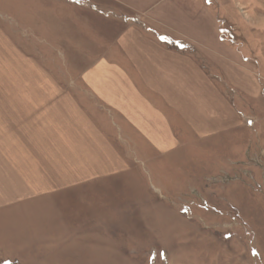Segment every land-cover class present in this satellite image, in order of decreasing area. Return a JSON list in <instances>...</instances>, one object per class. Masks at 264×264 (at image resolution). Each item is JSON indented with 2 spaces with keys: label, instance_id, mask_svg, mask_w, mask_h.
Returning a JSON list of instances; mask_svg holds the SVG:
<instances>
[{
  "label": "crops",
  "instance_id": "crops-1",
  "mask_svg": "<svg viewBox=\"0 0 264 264\" xmlns=\"http://www.w3.org/2000/svg\"><path fill=\"white\" fill-rule=\"evenodd\" d=\"M70 2L64 5L66 15H50L55 27L47 28L43 19L33 20V27L19 22L34 34L53 32L63 49L91 51L92 60L77 77L80 88L44 91L49 100L36 111L29 100H18L0 112V178L7 179L0 211L23 209V226L33 227L23 231V248L63 240L79 251V238L93 242L96 234L101 241L122 235L121 218L107 217L105 203L100 216L86 209L75 223L69 220L68 225L85 226L81 232L63 234L59 227V210L77 214L79 195L90 198L94 183L111 177L119 179L118 213L128 209L134 219L147 217L156 226L159 207L153 208L150 194L141 186L129 189L147 170L129 169L134 165L128 150L133 147L135 161L147 164L173 158L178 146L235 136L244 121L223 90V77L264 102L247 71L250 65L242 63L248 57L240 56L250 38L243 43L223 37L209 0ZM4 17L0 14L1 35H23L13 16ZM9 94L31 96L29 90ZM146 173L158 176L154 170Z\"/></svg>",
  "mask_w": 264,
  "mask_h": 264
},
{
  "label": "rangeland",
  "instance_id": "rangeland-1",
  "mask_svg": "<svg viewBox=\"0 0 264 264\" xmlns=\"http://www.w3.org/2000/svg\"><path fill=\"white\" fill-rule=\"evenodd\" d=\"M209 1L220 16L218 27L223 37L230 35L243 43L250 38L249 43H244L245 49L240 47V56L244 52L243 57L248 59L240 61L250 65L243 68L244 73L248 67L256 88L264 96V0ZM70 3L0 0V14L7 20L13 16L15 28L23 32L13 37L0 34L1 113L6 112L7 106L16 107L18 100H29L32 111H36L49 100L44 91L80 88L77 77L92 60L87 56L91 51L63 49L65 43L58 41L53 32L34 34L19 22L27 20L33 27V20L43 19L47 28L55 27L56 20L50 15H66L68 7L64 5ZM254 40L256 43H251ZM221 84L244 121L235 136L224 134L205 145L195 141L189 146H178L173 158L160 157L148 165L135 161L133 147L128 150L134 165L129 166L131 171L137 168L158 173L155 176L142 172L143 178L137 176L135 184L128 185L132 191L141 186L144 193L150 194L153 208L159 207L156 226H150L147 217L134 219L128 209L126 215L118 213L119 179H100L94 183L90 198L79 195L77 214L74 210H59V227L63 234L81 232L86 227L68 225L69 220L75 223L82 213L86 215V209L91 215L100 216L101 203H105L107 217L112 214L116 222L121 218V224L116 225L122 235H110V240L101 241L96 234L93 242L79 238V251L63 240L31 243L23 248V231L33 227L23 226V209H3L0 264H264V102L230 85L225 77ZM13 90H29L31 96L10 98ZM6 181L0 178V197L5 196ZM84 197L85 204L91 202L88 208L81 204ZM98 229L102 228L95 226V231Z\"/></svg>",
  "mask_w": 264,
  "mask_h": 264
}]
</instances>
